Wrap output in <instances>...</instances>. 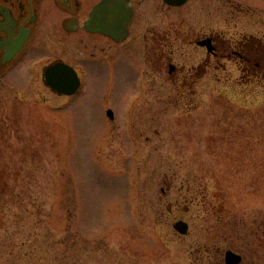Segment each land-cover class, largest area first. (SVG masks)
<instances>
[{"label":"rangeland","instance_id":"374dc122","mask_svg":"<svg viewBox=\"0 0 264 264\" xmlns=\"http://www.w3.org/2000/svg\"><path fill=\"white\" fill-rule=\"evenodd\" d=\"M132 2L117 45L44 10L43 51L0 75V264H264V76L203 75L193 43L264 38V0ZM58 60L72 96L41 80Z\"/></svg>","mask_w":264,"mask_h":264},{"label":"flooded vegetation","instance_id":"af4514ba","mask_svg":"<svg viewBox=\"0 0 264 264\" xmlns=\"http://www.w3.org/2000/svg\"><path fill=\"white\" fill-rule=\"evenodd\" d=\"M233 5L239 7L238 3ZM133 7L132 0H97L89 9L84 6V0H0V75L10 73L35 51H43L45 45L40 41L47 36L43 25L50 26L48 20L44 19V10L54 9L64 16L56 28L65 36L87 34L110 45H117L124 43L131 35L136 16ZM201 35L196 36L193 43L204 52L202 63L195 66L203 71V75L211 69L226 72L230 66L241 73V80L236 82L243 81V78L256 80L264 76V38L255 35L227 36L210 31ZM60 63L70 65L58 60L42 67L41 80L45 87L46 69ZM72 67L79 73V69ZM175 71L174 67H170V73ZM228 252L240 256L238 264H243L242 255L233 250L225 251L224 257H216L213 264H228Z\"/></svg>","mask_w":264,"mask_h":264},{"label":"water","instance_id":"95a60500","mask_svg":"<svg viewBox=\"0 0 264 264\" xmlns=\"http://www.w3.org/2000/svg\"><path fill=\"white\" fill-rule=\"evenodd\" d=\"M170 5H182L187 0H164ZM47 78L49 80L51 88L60 94H73L78 86L76 79V73L72 68L66 65H56L47 70ZM108 116L112 118V112H108ZM187 225L183 222H178L174 225V228L182 234L187 231ZM236 258V259H234ZM228 264H237L239 257H234L233 254L227 256Z\"/></svg>","mask_w":264,"mask_h":264}]
</instances>
